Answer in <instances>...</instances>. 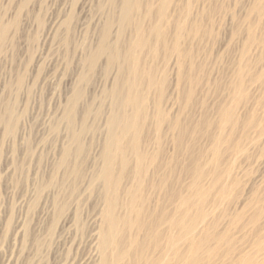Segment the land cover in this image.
I'll list each match as a JSON object with an SVG mask.
<instances>
[{"label":"rangeland","instance_id":"374dc122","mask_svg":"<svg viewBox=\"0 0 264 264\" xmlns=\"http://www.w3.org/2000/svg\"><path fill=\"white\" fill-rule=\"evenodd\" d=\"M186 1L171 0L162 29L168 49L176 43L177 49L193 50L191 56L177 64L176 54L137 51L143 78L134 77L130 69L119 77L118 66L126 69L132 63L107 67L105 56L89 67L87 59L100 41L101 30L119 11L108 0H0V20L8 27L0 39V264L151 263L168 251L171 236L181 231L170 224L171 218L182 217L170 193H186L196 164L201 165L202 186H210L217 170H229L215 182L228 189L200 229L203 236L213 237L192 240L208 248L203 251L206 255L192 261L193 251H188L189 241L182 236L176 240V263H264V251L256 246L264 243V132L260 131L264 54L259 57L255 47L242 54L246 29L256 20L249 13L255 0H191L189 13L179 21L184 29L178 32L176 8H184ZM196 20L200 34L189 30ZM118 27L116 22L110 26L109 43L117 41ZM256 33L261 36L260 26ZM130 37L126 27L118 41L122 49ZM242 58L251 68L244 77L246 97L236 110L231 142L230 132H225L217 143L219 163L213 165L206 152L218 134L205 122L215 121L218 109L227 102ZM189 70L197 76L191 99L186 98L190 89L184 79L192 74ZM148 71L153 83L165 81L160 100L158 87L147 89ZM84 74L87 80L79 83L82 96L69 106L67 101ZM252 74L262 79L251 81ZM131 80L145 94L141 103L145 119L140 132H129L125 150L112 159L110 168L118 180L108 182L96 177L104 165L106 121L111 115L135 112L131 105L117 106L109 92L117 86L126 96ZM66 107L72 108L70 124L63 117ZM251 114L255 123L243 132ZM176 116L181 132L171 129ZM9 120L11 126L6 127ZM237 141L241 150L235 152L231 144ZM136 149L144 160L133 180ZM135 183L139 187L130 190ZM131 193L140 196L135 203L141 209L139 216L130 211ZM221 195L216 190L209 199ZM61 206L64 211L58 216ZM205 208L211 211V204ZM195 209L189 206L185 213L193 218ZM161 215L165 221L158 223ZM149 228L150 246L142 257L135 241L145 240ZM105 237L109 243L101 247ZM169 255L166 264H171ZM243 259L248 262L242 263Z\"/></svg>","mask_w":264,"mask_h":264},{"label":"bare ground","instance_id":"6f19581e","mask_svg":"<svg viewBox=\"0 0 264 264\" xmlns=\"http://www.w3.org/2000/svg\"><path fill=\"white\" fill-rule=\"evenodd\" d=\"M144 1V4H143ZM171 0H108V3L113 8H119V11L117 13V18L112 17L108 18L103 29L101 30V38L100 41L95 49V51L89 56L87 61L89 62V67H92L95 61L100 56L106 57V66H116L120 64H125L126 62L128 65L132 63L131 66H126L125 69L124 65L118 66L117 74L118 76H123L125 74V70L128 71V69L133 70L132 74H141L139 70V57H137L135 52L139 51L142 52L144 50L148 51L151 55L157 56L160 55V52L163 51V55L166 56L167 53L169 54H176L177 55V64H180L182 60L186 57L191 56V52L193 51H185L182 49H177L176 43L171 46L170 49L166 46V41L163 35L166 34V31L162 29V25L164 24L165 17L167 15V8L170 4ZM153 8V5L156 4ZM141 7H142V13L145 17L148 18V24L144 25V19L142 13H141ZM175 8V7H174ZM191 8V0H187L184 8H176L177 9V22H176V31H181L184 29V27L180 24L179 21L181 18L189 13V9ZM203 8V7H202ZM204 9V8H203ZM175 10V9H174ZM250 14L255 15V21L251 22L250 25L246 29V38L243 42V48H242V54L246 55L247 52L251 50V48L255 47V50H259V57H261L264 54V37L262 36L264 34V0H255L254 4L249 10ZM154 18V19H153ZM117 19V20H115ZM195 20V19H193ZM116 22L118 24V30L117 35L118 39L117 41H114V43H109L108 41V33L110 26ZM201 22V21H200ZM151 23V24H150ZM203 23V22H202ZM261 27V36L256 33L257 27ZM126 27L130 28V33H132V37L128 38L127 41V47L125 49H122L118 43L119 39L122 37L123 33L125 32ZM7 24H5L3 21L0 20V39L3 38L5 31L7 29ZM190 33L194 34H200L202 32V27L198 23V20H196L193 23L192 28L189 29ZM2 41V40H1ZM1 48V47H0ZM122 49V50H121ZM168 55V54H167ZM244 57V56H243ZM251 68L247 66L246 60L242 58L238 62V68L235 73L233 85L234 87L229 90L228 96H227V102L218 109L217 111V118L213 122H205L207 123V127L211 129L213 132H217L218 136L215 137L214 143L211 146V148L206 152L208 155L210 153L211 156V163L214 162L213 165L216 163H219L218 158V146L217 143L220 139H223L224 133L230 132V138L229 142H231V132L233 130L235 131V123L237 116H236V110L238 106L244 101L246 94H245V88H244V77L246 73H249ZM191 71L186 81L188 80L189 89L186 93V98L189 97L191 99V84H194L197 80V76L194 75V70ZM142 76V74H141ZM262 76V75H261ZM260 75L252 74L250 76L251 81L259 82L262 78ZM145 78V76H142ZM147 78L151 80V83L147 85V89L149 90L151 86H156V89L158 87L159 89V100L163 97V88L165 81L162 80L157 83H153V78L151 73L148 71ZM181 79V78H180ZM87 80V74L80 75L78 78V84L75 87L76 91L72 94V96L68 99L67 104H74L78 99L82 96V90L81 87H79V83H82ZM136 80H134L131 83H128V94L125 96L123 95L122 91L118 89L117 86L111 87L110 92L112 100L117 106H125V105H131L135 112L133 114H123L122 117L109 116L106 121V128L108 132V138L105 142L103 152L101 153L102 158L104 159V165L101 167L99 173L97 174L98 179H103L104 181H112V180H118L113 176V170L110 168L111 162L113 158H116V155L120 154V150L124 151V140L126 139L129 132H140L141 126L143 125V121L145 117L142 116V106L141 103L145 100V94L141 91H138ZM179 82V79H178ZM135 83V84H134ZM256 87V85H255ZM262 87L264 89V84H262ZM106 94V91H104ZM162 110L158 108L157 110V121L160 124L162 120ZM72 108L66 107L63 117L68 120V123L70 124L72 120ZM161 116V117H160ZM254 115L251 114L247 118L248 123H244L242 129L243 132L247 129H251L253 124L255 123V120H253ZM0 120L2 118L0 117ZM9 121H5L6 127L10 125ZM243 124V122H242ZM11 126V125H10ZM198 126H195L194 129L196 130ZM240 128V127H238ZM173 132H181L182 125L179 123L177 116L172 119V127ZM241 129V130H242ZM8 131V130H7ZM260 131L264 132V127H260ZM9 132V131H8ZM71 132H74V130H71ZM218 137V138H217ZM182 139V138H181ZM218 139V140H217ZM178 140V139H177ZM231 149H233L235 152L241 150L240 141H237L233 144H231ZM82 150V149H80ZM138 149H136V166L134 168L132 179L136 180L138 175L141 171V165L144 160V157L139 155L137 153ZM67 154L69 151L67 150ZM215 155V156H214ZM203 158V157H202ZM64 158L59 161V165L64 163ZM199 161V160H198ZM207 158L204 161V165L208 164ZM122 162V164H124ZM200 164H196L193 169L191 170V178L192 182L189 186L186 187V193L184 192H175L170 193V196L175 197V204L177 205L178 212L181 213L182 217L178 220L170 219V224L174 228H181V231L170 238V242L168 243V251H162L160 254L156 256V258L149 264H166L165 258H167L168 253L170 255L168 257H171V264H178L176 263L178 258V255L176 253V240L179 237L184 236L188 239V251H193V257L192 261L196 262L199 259H202L204 254L203 251L207 252L208 248L200 241V243H197L195 245L192 240H206L207 238L213 237L212 234H207L206 236L202 235V232L200 229L206 226L207 223V217L212 213V209H214L216 206H218L219 203H221L224 199L225 192L227 191V186L225 185H218L215 184L216 181L221 180V178L224 176V174H227L229 170H217L214 176V180L210 184V186H202L199 183V178L201 177L200 173ZM133 187H139L138 183L131 184L129 186L130 190ZM128 188V189H129ZM217 190V192H220V197H214L212 202L209 199V195L214 193ZM128 193V191H126ZM130 211L137 213L138 216L141 215V209H139L135 206L136 200L140 198V196H137V194L131 193L130 194ZM134 202V205L132 203ZM111 202L108 203L110 205ZM208 204H211V211L208 209L206 210V206ZM189 206H193L196 208V215L192 218L188 217V215L185 213L186 209L189 208ZM64 211V207H58L57 208V214L58 216L61 215ZM106 215H109L108 212H106ZM187 218L189 220H187ZM165 221V218H163V215L158 220V223H162ZM143 225H140V228H143ZM147 235L145 240H138L136 239L135 244L136 247L140 250V256H144L147 254L150 242H148L149 238L152 236V229L149 228L147 230ZM203 237V239H202ZM223 237V236H222ZM221 237V238H222ZM215 238L221 239L218 236ZM260 241V240H259ZM108 239L105 237L103 241L101 242V247H105L108 245ZM203 245V247L201 246ZM258 251H264V243L262 241L258 242L256 244ZM156 247V246H155ZM120 252V251H119ZM122 252V251H121ZM173 260V261H172ZM247 260H242V263H247ZM262 264V263H261ZM264 264V263H263Z\"/></svg>","mask_w":264,"mask_h":264}]
</instances>
